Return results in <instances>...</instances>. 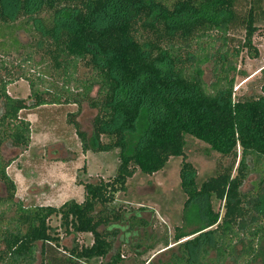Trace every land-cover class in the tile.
<instances>
[{
  "label": "trees",
  "instance_id": "1",
  "mask_svg": "<svg viewBox=\"0 0 264 264\" xmlns=\"http://www.w3.org/2000/svg\"><path fill=\"white\" fill-rule=\"evenodd\" d=\"M261 21L264 0H0L2 43L26 49L25 62L38 55L37 62L46 61L67 85V93L59 94L41 87L40 74L23 71L19 76L31 87L28 102L9 95L8 81L0 77V264H35L39 256L41 264L108 258L119 230L129 227L120 222L131 214L111 208L116 194L126 190L137 169L153 174L172 157L184 156L187 136L233 160L199 185L190 164H184L185 211L190 213L194 202L204 219L201 227L178 234L177 242L197 235L179 242L176 264H226L230 257L232 264L242 257L246 264H264V174L255 193L242 189L250 172L248 155L264 157V86L258 96L236 98L231 75L243 48L255 50L253 36ZM16 30L30 40L22 43ZM238 30L244 41L235 43L232 33ZM192 60H197L195 76L187 72ZM207 63L216 74L211 84L203 78ZM80 66L91 72L89 77L79 75ZM95 86L97 96L92 95ZM63 96L65 103L82 109L86 101L97 110L91 131L83 130L72 114L69 122L85 151L118 149L116 175L81 182L82 202L26 205L16 198L17 184L7 172L11 159L3 152L8 148L14 157L31 144L32 125L23 110L59 104ZM103 136L112 141L103 142ZM212 196L224 202L223 214L211 207ZM52 216L60 217L67 233H91L93 243L76 244L69 254L59 255ZM134 216L138 219L139 212ZM183 218L190 219L188 214ZM121 262L118 251L103 264Z\"/></svg>",
  "mask_w": 264,
  "mask_h": 264
},
{
  "label": "rangeland",
  "instance_id": "2",
  "mask_svg": "<svg viewBox=\"0 0 264 264\" xmlns=\"http://www.w3.org/2000/svg\"><path fill=\"white\" fill-rule=\"evenodd\" d=\"M259 29L253 36V46L248 50L243 48L235 59L236 70L231 73L234 77V96H258L264 86V21L258 23ZM16 35L22 43L28 42L29 36L22 30H16ZM7 34H9L7 32ZM213 37L217 34L212 32ZM237 41H244V32L238 30L232 33ZM212 37V38H213ZM5 38L6 37L5 34ZM0 37V77L8 81L7 93L13 97L26 98L31 102V87L27 79L19 75L29 70L33 77H43L41 87L58 91L65 95L66 82L59 77L46 61L37 62L39 56L34 54V59L25 62L27 51L18 45V51L13 49V44L3 42ZM219 43L218 40H216ZM234 43H231L233 46ZM28 52V51H27ZM201 50L197 49V53ZM21 53V54H20ZM197 60L187 63V72L195 76ZM203 78L208 84L216 80L212 63L204 65ZM91 72L80 66L79 75L89 77ZM39 77V76H38ZM1 79V78H0ZM77 89V88H72ZM92 95H98V86L92 90ZM65 96L59 104H47L37 108L22 111V116L31 121L32 141L30 146L11 157L8 148L3 155L10 160L7 172L17 184L16 198L26 205H49L60 207L69 201L82 202L86 191L81 182L97 181L102 178L108 180L116 175L119 166L118 149L111 151H93L83 149L74 125L69 122L71 114L81 122L85 131H91L92 121L97 110L91 108L86 101L82 109L77 103H65ZM81 111L79 112V110ZM79 112V114H78ZM76 114V115H75ZM73 117V116H72ZM185 155L172 157L167 166L153 174L143 173L137 169L133 176L127 180L126 190L116 194L115 203L111 205L116 211L130 212L121 225H129L119 230L114 238V249L108 258H95L90 264H103L110 259L112 254L121 253L122 264H176L174 255L177 253L179 242L191 236L178 234L189 233L201 227L202 218L197 204H191L190 213L185 211V204L189 197L182 184V169L189 163L194 171L193 177L199 185L210 177L218 175L224 167L231 165L232 157L222 156L211 146L193 136H187ZM112 138L103 136V142L108 143ZM242 149L238 150V161ZM250 172L242 189L255 193L256 185L264 174V157L257 154L248 155ZM233 174H236V167ZM211 207L215 211L224 212V202L212 196ZM197 203V202H195ZM203 205L202 203H199ZM139 212L138 219L134 218ZM189 215V220L183 218ZM54 227V234L60 237L59 255H66L78 244L90 246L94 237L91 233H67L61 226V219L52 216L50 222ZM247 242V240H245ZM243 244H238L241 250ZM40 250V248L38 247ZM215 256L211 251L209 257ZM35 264H41V256ZM252 257V256H251ZM251 259V258H250ZM103 261V262H102ZM234 258H228L226 264H232ZM247 260L239 258V264H246ZM212 264H217L216 262ZM252 264H262L253 260Z\"/></svg>",
  "mask_w": 264,
  "mask_h": 264
}]
</instances>
